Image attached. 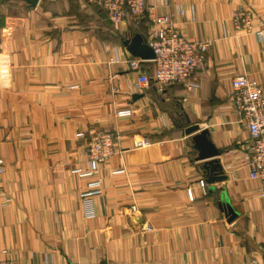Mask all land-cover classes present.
I'll return each mask as SVG.
<instances>
[{"label": "crops", "instance_id": "1", "mask_svg": "<svg viewBox=\"0 0 264 264\" xmlns=\"http://www.w3.org/2000/svg\"><path fill=\"white\" fill-rule=\"evenodd\" d=\"M151 1L176 11L189 38L211 41L209 65L192 100H185L179 83L160 90L153 82L137 90L129 64L111 61L114 45L123 59L133 54L116 43L118 31L99 6L86 0H40L36 6L0 0V155L6 158L0 259L244 264L255 257L264 264L261 183L249 177L251 137L230 99L237 74L264 85V0ZM239 6L253 11L252 32L235 29L231 15ZM145 66L153 74L154 63ZM176 101L224 151L229 178L209 183L207 194L198 183L206 172L193 134L171 113ZM121 109L133 113L119 117ZM98 129L118 133L121 151L95 173L81 174L78 169L89 165L88 136ZM81 131L84 137L77 135ZM144 136L152 143L135 147ZM119 168L125 171L115 173ZM97 180L100 191L92 187ZM224 190L240 212L232 221L219 207Z\"/></svg>", "mask_w": 264, "mask_h": 264}, {"label": "built area", "instance_id": "2", "mask_svg": "<svg viewBox=\"0 0 264 264\" xmlns=\"http://www.w3.org/2000/svg\"><path fill=\"white\" fill-rule=\"evenodd\" d=\"M88 5H97L102 8L113 22L115 29L124 33L128 29L129 18L137 27L146 22L148 25V43L154 48L156 57L145 60L141 57L128 55L125 59L118 55V46H113L114 56L112 62L128 63L137 78L135 86L137 90L148 88L154 81L162 90L164 87L180 83L185 86V100H192L201 88L200 72L206 70L209 65L210 40L191 39L180 28L175 17V12L167 11L164 5L151 0H86ZM182 16L185 11L178 8ZM236 30L252 32L255 16L253 11L239 6L231 15ZM153 62V74L149 73L145 63ZM72 85L71 88H77ZM231 102L237 112V122L243 123L248 129L251 137L249 146V160L247 162L249 177L259 181L261 196L264 199V85L255 78L242 73L237 74L231 81ZM131 109H121L117 112L119 117L130 116ZM169 121V118H168ZM167 122V120H165ZM167 125V124H165ZM84 137L86 132L77 134ZM120 135L110 130L98 129L93 131L87 140L88 170L79 168L81 174H92L100 169L101 165L108 161L113 155L121 151L119 145ZM152 139L144 136L135 141V147L150 145ZM6 171V158L0 155V181ZM125 168H119L114 172H123ZM199 186L204 194L208 193L209 182L207 177L199 180ZM99 180L92 183V187L100 191ZM91 192H85L84 196ZM191 199H194V191L188 189ZM94 211L88 209V217H93ZM255 257L248 259L244 264H257ZM0 264H19L13 261L0 259ZM44 264H54L48 260ZM68 264V263H67Z\"/></svg>", "mask_w": 264, "mask_h": 264}, {"label": "water", "instance_id": "3", "mask_svg": "<svg viewBox=\"0 0 264 264\" xmlns=\"http://www.w3.org/2000/svg\"><path fill=\"white\" fill-rule=\"evenodd\" d=\"M32 6H36L40 0H25ZM123 44L134 56L141 57L145 60H152L156 57L154 48L148 43L147 38L141 33L136 32L133 36L124 39ZM144 93H136L134 97L143 96ZM188 117V125L185 128L186 134H193L192 139L195 148L199 151L198 160L203 161L202 166L209 183L224 181L229 178L224 165L221 161L223 149H220L210 136L208 127L202 128L200 123L192 122ZM196 132V133H195ZM211 190H214V185H211ZM219 207L225 212L229 221L235 219L240 212L233 205L227 190L223 191L219 201Z\"/></svg>", "mask_w": 264, "mask_h": 264}, {"label": "trees", "instance_id": "4", "mask_svg": "<svg viewBox=\"0 0 264 264\" xmlns=\"http://www.w3.org/2000/svg\"><path fill=\"white\" fill-rule=\"evenodd\" d=\"M22 1H25V0H22ZM76 13H78V12H76ZM111 24H112V27L115 29L114 24H113L112 21H111ZM136 32H141L146 37L148 35V25L146 24V22H144V23H142V25L140 27H137L135 25V23L133 22V20L131 18H129L127 31H125L124 33H120V32L116 33V37L118 38L116 43L123 44L124 39L133 36ZM147 63H149V62H147ZM147 63H145V64H147ZM153 82L154 81H152L151 84ZM174 104L175 105H172V106H174L175 109H174L173 112H171V111L170 112L176 116V118H175L176 121L175 122H177V125L179 127H186L188 125V117H187L186 113H184L181 110V108L177 105V101ZM178 111L181 112L180 113L181 115L178 114Z\"/></svg>", "mask_w": 264, "mask_h": 264}, {"label": "rangeland", "instance_id": "5", "mask_svg": "<svg viewBox=\"0 0 264 264\" xmlns=\"http://www.w3.org/2000/svg\"><path fill=\"white\" fill-rule=\"evenodd\" d=\"M180 100H181V101H184V98H183V99L181 98ZM177 103H178V102H177ZM178 106H179V105H178Z\"/></svg>", "mask_w": 264, "mask_h": 264}]
</instances>
